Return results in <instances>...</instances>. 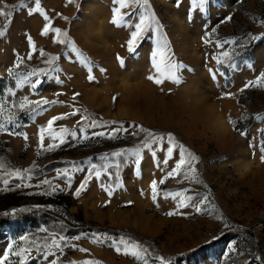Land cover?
I'll return each mask as SVG.
<instances>
[{
    "label": "rangeland",
    "instance_id": "obj_1",
    "mask_svg": "<svg viewBox=\"0 0 264 264\" xmlns=\"http://www.w3.org/2000/svg\"><path fill=\"white\" fill-rule=\"evenodd\" d=\"M149 6L162 28L159 32L145 33L137 52L129 54L126 41L134 27L112 23L114 9L118 7L116 0H41V11L31 15L28 9L35 7L34 0H25L24 6L21 0H0V7L11 13L7 18L0 16V30L4 32L0 36V101L5 102L0 120L6 121L10 113L14 114L16 123L7 125L8 129L28 135L25 141L23 135L0 131V212L6 207L31 208L32 211L25 213L41 209L52 215L47 221L38 218L35 225L13 217L1 223L0 255L17 240L19 247L33 249L25 264H48L44 250L35 251L29 241L43 245L45 237L56 234L67 241L66 245L62 244V251L52 249L58 264L89 261L143 264L142 260L125 255L123 250H115L112 240L120 238L142 243L148 249L149 264L158 255L166 257L171 264H259L253 255L264 257V159H261L264 87L240 91L245 83L264 72V37L251 39L264 33V0H210L203 11L192 7L191 0H183L179 7L175 0H149ZM45 12L53 27L68 33L67 39L87 63H82L81 57L65 44L53 42L54 32L41 35L47 23L43 19ZM122 12L128 13L124 19L134 25L144 8L130 4ZM28 35L36 45L32 60H27ZM61 39L65 37L61 35ZM205 39L210 42L205 44ZM158 41L167 44L171 61L181 65L176 70L179 83L165 80L158 85L148 79L150 75L163 79L153 65L152 54ZM40 49L59 57L52 65L58 72L41 76L42 83L32 90L22 82L33 68L48 67L43 63L47 57L39 55ZM225 51L228 57L223 56ZM118 55L124 64L118 62ZM19 57L24 62L17 68ZM216 59L222 63L217 64ZM89 66L94 81L87 79ZM10 67L12 75L8 73ZM210 69L218 70V74L213 76ZM57 74L63 83L54 79ZM17 81L22 83L19 88L15 87ZM74 93H79L75 100ZM227 93H232L231 97ZM24 96L32 100L44 97L59 103L46 105V110L38 114H29L18 108ZM13 103L16 108H12ZM74 109H79L76 116L68 115L54 122L53 129H75L77 138L69 136L65 144L53 151L40 149L39 128H46L52 116L68 114ZM82 116H87L88 122L95 118L116 123L87 128L86 123H77ZM250 116L253 118L249 127L240 128L246 135H240L229 123L231 118L239 127V121ZM121 125L130 129L142 125L159 134L172 132L178 142L198 155L196 175L200 183L178 176L159 185V180L179 158L177 149L168 165L162 164L166 143L162 148L154 146L156 157L144 150L139 168L131 162L121 163L119 170L109 169L112 176L103 173L104 154L133 147L138 138L120 133L119 139H109L92 137L91 133ZM81 127L85 128L83 134L79 131ZM83 135L89 138L83 139ZM52 142L45 133V148ZM89 158L90 163L98 165L102 177L93 178L80 197H76L72 192L87 174L85 162ZM115 159L110 157L107 163ZM73 164L84 167L85 172L74 174L71 190L52 196L38 194L48 188L47 185L35 187L45 178L64 186L62 179H53L56 170L71 169ZM17 168L32 169V179H17ZM117 171L118 188L115 187ZM153 179L158 182L156 201L151 199ZM4 180L9 184L5 185ZM109 182L114 189L112 196L105 190ZM24 183L33 186L16 187ZM182 189L188 190L186 195L199 192L207 197L201 213L193 208L179 209L177 200L164 197L165 192L174 195ZM67 198L71 205L65 209ZM168 211L185 214L168 216ZM78 226L86 229L70 230ZM42 228L48 232H42ZM21 235L28 240L20 242ZM76 236L81 238L77 240ZM95 236H101L103 242H94ZM10 260L15 264L17 258L12 256Z\"/></svg>",
    "mask_w": 264,
    "mask_h": 264
},
{
    "label": "snow or ice",
    "instance_id": "obj_2",
    "mask_svg": "<svg viewBox=\"0 0 264 264\" xmlns=\"http://www.w3.org/2000/svg\"><path fill=\"white\" fill-rule=\"evenodd\" d=\"M177 7L181 6L183 0H175ZM35 7H29L28 14L31 15L32 13H39L41 11V0H34ZM116 3L118 4V7L114 9V13L112 16V23L114 24H125L126 26H132L134 27V30L130 32V38L126 41V47L127 52L129 54H135L137 52V45L139 41L144 37L145 33L149 31H155L159 32L162 28V25L156 18L155 14L150 11L149 6V0H116ZM130 4L132 6L139 5L141 8H144V12L140 13L138 22L132 24L131 21H126L124 19L125 16L128 15L127 12H122V9L129 8ZM210 4V0H191V6L197 8L199 11H203L208 7ZM25 5V0H21V6ZM10 12H6L4 7H0V16L7 18L10 16ZM63 19H68L67 17H62ZM43 19L47 21L43 25V28L41 30V35H47L50 31L54 32L55 35L53 37V42L59 43V44H65L73 53H76L78 57H81L82 63H87L82 59V54L80 53L79 49L75 47V45L72 43L70 39H67L68 33L59 28V27H53L51 18L47 15L45 12L43 14ZM4 32L0 30V36H3ZM61 35L65 37V39H61ZM264 37V33H261L260 36L253 35L251 37L252 40L260 39ZM28 44H29V51L27 54V60H32L34 57V54L36 52V45L31 37V35H28L26 37ZM210 41L208 39L204 40V43L207 44ZM220 47H223L222 44L219 45ZM240 47H244L243 44L240 45ZM167 44H161L159 41L157 43L156 51L153 52V65L156 70V72L163 76V79L158 78L157 76L150 75L148 79L153 80L156 84L160 85L164 83L165 80H169L173 83H179L180 77L177 75V69L181 65H178L177 63H173L171 61V57L167 55L166 52ZM40 57L46 59L43 60V63L47 65V68H33L31 71L27 72L23 84L29 85V87L32 90H36L37 87L42 83L40 77L44 75H50L51 73L58 72V69L56 67H53V62L58 59L59 57L51 56L47 54L43 49L39 50ZM224 57H228V52H223ZM117 60L120 64H124L125 61L122 57L119 55L117 56ZM167 61V63H165ZM24 62L23 57H19L18 61L15 65V67L19 68ZM216 63L220 64L222 63L221 60L216 59ZM101 71H104V69H101ZM213 76H216L218 74V70L216 69H210L209 70ZM9 75L13 74V68L10 67L8 69ZM32 77H35V80L31 79ZM55 80H57L60 83H63V80L60 78V75L57 74L54 77ZM87 79L89 81H94L95 76L92 74V67L89 66L88 68V74ZM22 83L20 81H17L15 84V87L19 88L22 86ZM256 87H264V72H260L259 75L255 78V80L248 81L243 85V87L240 89L241 92L245 91L248 88H256ZM2 95V94H0ZM12 95H15V93H12ZM229 97H231L232 93H227ZM79 96V93L73 94V100H75ZM54 103H59V101L56 100H49L47 98L41 97L37 100L29 99L28 96H24L21 100V102L18 104V108L26 113L29 114H38L40 112H43L46 110V105H51ZM5 106V102L0 101V116H2L3 108ZM17 105L15 103L12 104V108H16ZM79 112V109H74L71 113L68 114H60L52 116L50 119L47 120V127H40L39 128V144L40 149H43L44 151H53L55 149H58L61 147V145L65 144L67 142V138L71 136L72 138H77V131L75 129L69 130L67 127H60L58 131H54L53 125L54 122L59 121L61 119L67 118L68 115L76 116ZM34 119V115L32 116ZM16 123V117L14 114L10 113L6 121L0 120V131L9 132V134H15V135H23V138L25 141L28 140V135L26 132H17L14 130V128L10 131L7 127V125H15ZM78 124L86 123L87 128H97L101 127L103 125H107L109 123L115 124L116 122H110V121H99L95 118L91 119L90 122H88L87 116H82L80 121L77 122ZM229 123L233 125V129L235 131H238L240 135H246V133L240 129L236 122L233 121L231 118L229 119ZM23 127V126H22ZM80 133L83 134L85 132V128L81 127L79 129ZM45 133H47L48 137L53 141L52 143H48L45 148ZM120 133H126L130 136L137 137V143L135 146L130 148H121L119 151H114L111 153H105L103 159L106 161V163L103 164V173H107L108 176H112L113 173L109 171L111 167H115L117 170L121 168V163L124 165L129 164L131 162L134 164L137 168L142 164V153L144 150H147L151 156L156 157L157 152L155 150L154 146L163 147V145L166 143V158L163 159L162 164L168 165L169 160H171L174 156L175 151L178 149V159L175 160L174 167L171 168V170L167 171L166 174L159 180V185H164L167 180L170 178H176L178 176H182L183 180L186 181H192L195 183H200V180L198 179L196 175L197 171V162L199 160V157L197 154L194 153V151L188 149L183 143H180L176 140L175 135L172 132H167L166 134H159L155 131L145 128L142 125H137L135 128L130 129L128 127L120 126V127H113L108 131H93L91 133L92 137H100V136H107L109 139H119ZM143 134V135H142ZM262 136H264V133H262ZM83 139H88V135H83ZM58 141V142H56ZM261 159H264V145L261 146ZM116 158L112 163H107L109 161V158ZM91 158H89V161L85 162L88 164V171L87 174L83 177V179L79 182V185L75 187L74 192L72 194L76 197H80L81 193L87 188L90 181L93 180V178L100 180L102 177V171L98 167L96 163H90ZM35 167V165L33 166ZM79 172H85V168L82 166H78L73 164L71 169L64 168V169H57L55 178L53 179H62L64 181V186H61L59 183H53L52 179L45 178L43 180H40L38 184L35 185V187L40 188L45 185L48 186L47 190L41 191L38 194L39 195H45V196H52L55 195L57 192H65L68 190H71L73 188V178L75 173ZM24 173H28L27 176L24 175ZM116 175V184L115 187H120L119 184V171H117ZM15 176L17 179L23 181L25 179L31 180L32 179V169H15ZM179 182V181H178ZM3 183L5 185L9 184L8 180H4ZM25 187L30 188L33 185L30 183H24L23 185L17 184L16 187ZM101 187L104 188L105 185L101 184ZM150 188H151V199L153 201L157 200L158 195V182L157 180L153 179L150 182ZM107 191V194L109 196L113 195L114 189L111 187V182H109V186L105 189ZM187 189H182L181 191L176 192L174 195L171 192H165L164 197L168 198L171 197L173 200H177L176 207L179 209H187V208H193L196 213H201L203 210V206L205 205V202L207 200L206 196H201L199 192H195L193 194H188ZM129 204L132 203L131 201L128 202ZM36 208H41V205H35ZM50 207V206H49ZM32 211L31 208H19V209H12L11 212H5L3 213L5 216H15L18 212H27ZM168 216L173 215H184V212H176V211H168L166 213ZM218 219H222V217H218ZM42 232L47 233L48 229L42 228ZM106 235V234H105ZM81 237L76 236L75 239L79 240ZM28 240V237L25 235H21L19 237V241L23 242ZM50 241V242H49ZM94 242L96 243H102L103 239L101 236H95ZM29 243L33 244L35 246V251L39 252L42 249L44 250V259L48 260V264H58V259L56 258V252L52 251V249L60 250L62 251V244L66 245L67 241L64 236H57L56 234H52L50 236L45 237V243L43 245H40L36 241H29ZM112 245L115 247V250L117 252H121L123 250L125 255H129L135 259L142 260L143 264H149V259L147 258L149 253L148 249L143 247L142 243L135 242L131 240H127L125 238H120L119 240H112ZM72 247H76V245H72ZM18 249V250H17ZM32 248L28 247H19L17 240H13L8 248L3 252L2 255H0V264H13V261L10 260V257L14 256L17 258L15 261V264H25L27 260H29L30 253L32 252ZM79 251L87 252V249L79 248ZM235 250V247H234ZM49 257H53L49 260ZM253 259L258 261L259 264H264V257L253 255ZM155 262H158V264H171L170 261L167 260L166 257L163 255H158L154 258L153 264ZM71 264V262H70ZM85 264H96L95 261H89L85 262Z\"/></svg>",
    "mask_w": 264,
    "mask_h": 264
},
{
    "label": "trees",
    "instance_id": "obj_3",
    "mask_svg": "<svg viewBox=\"0 0 264 264\" xmlns=\"http://www.w3.org/2000/svg\"><path fill=\"white\" fill-rule=\"evenodd\" d=\"M252 116H250L248 119L246 120H240L239 121V128H248L249 125L252 123ZM71 205V202L69 201V198H67L66 200V203H65V209H68ZM3 212H0V215H2L3 213L5 212H10L11 210L9 209V207H6V208H3L2 210ZM34 215V217L31 218L30 215ZM22 218V219H25L26 221H31V223L33 225H35V222L38 218H41L43 221H47L48 220V217H52L51 214L47 213V212H44L43 210L41 209H33V212L31 213H25V212H18L15 216H1L0 217V225L1 223H6L9 221L10 218ZM54 217V216H53ZM55 219H57L55 217ZM66 222V221H64ZM83 225V224H82ZM86 228L84 226H78L76 228H70V230H82L84 231Z\"/></svg>",
    "mask_w": 264,
    "mask_h": 264
}]
</instances>
